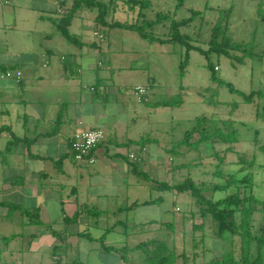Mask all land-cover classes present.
<instances>
[{
	"label": "crops",
	"instance_id": "0c3cea01",
	"mask_svg": "<svg viewBox=\"0 0 264 264\" xmlns=\"http://www.w3.org/2000/svg\"><path fill=\"white\" fill-rule=\"evenodd\" d=\"M58 10V0H0V69L21 71L19 80L0 78V127H6L0 132V226L16 222L21 227L18 232L0 233V239L11 236L1 243L0 264H80L76 255L92 248L86 243H97L98 252L109 253L99 237L113 245L106 239L110 229L98 225V218L112 216V229L125 226L127 216L117 214L128 207L120 198L130 195L129 178L141 184L140 176L147 174L143 166L149 163L155 169L148 177L158 180L157 167L172 156L171 142L135 129V116L127 104L131 99L125 100L126 81L113 80L118 68L83 59L88 52L84 46L99 45L81 40L84 45L78 46L56 31L50 18ZM45 20L51 23V32L39 27ZM53 33L74 48L59 51L44 43ZM20 48L24 50L17 52ZM137 87L136 98L150 103L147 89L140 95ZM96 127L104 131V138L92 150L94 161L74 160V131ZM134 200L126 211H136ZM154 203L142 201L151 210H144L142 221L135 216L134 226L157 222L153 213L147 216ZM75 212L77 219L70 221ZM91 226L103 229L91 233ZM17 236L22 238L21 247H10ZM42 246L48 248V256L45 252L40 259H27L36 257ZM20 248H26V256Z\"/></svg>",
	"mask_w": 264,
	"mask_h": 264
},
{
	"label": "rangeland",
	"instance_id": "374dc122",
	"mask_svg": "<svg viewBox=\"0 0 264 264\" xmlns=\"http://www.w3.org/2000/svg\"><path fill=\"white\" fill-rule=\"evenodd\" d=\"M149 2L147 7L136 4L128 12L126 5H120V3L115 16L122 21L132 22L140 18L138 15L140 10L146 19H153L157 12H165L170 19L175 20L191 17L186 25L180 27V32L191 35L193 44L205 48L212 22L220 16L225 17L224 13L230 9L225 20L228 22L229 36L235 41H252L255 46L254 52L259 55L264 50V22L256 16L255 0H149ZM93 15V12L87 10L79 12L73 17L68 30L80 40H93L99 45L97 48L84 46L82 50L86 49L88 52L86 51L83 59L94 62L100 60L105 64L104 66L111 63L118 68L113 74V80L117 83H122L120 82L122 79L126 81L125 100L131 99L126 103L129 112L135 116L136 130L148 131L152 136L171 142L173 145L181 140L185 132L190 131L199 121L198 118L201 119L202 116H206L219 125L222 124V120H226L231 127L237 129L239 134L237 142L233 144L234 151L238 154L245 153L248 159L255 153L256 160L264 164V155L258 149L259 145L264 143V118L255 113L256 99L252 103H246L241 96L230 92L226 86L221 85L217 80L213 81L211 71L207 67V60L196 50L188 51L187 64L181 76L179 64L185 56V49L178 43L151 41L141 38L133 30L120 27L103 29L104 37L100 38L94 31ZM39 24V27L46 30V33L52 31L50 22L45 20ZM169 24L170 20H166L161 24L153 25L149 31L160 38L166 37L170 30ZM59 36L61 35L53 33L51 41H44V43L55 45L59 51H66V46L74 48V46L67 45L68 43ZM21 50L24 49H16L17 52H22ZM234 52L241 54L239 51ZM257 60L246 58L242 64L235 60L232 64L230 59L224 55L210 57V62L217 66L214 67L216 76L231 82L244 92L257 88L264 89V58L261 61ZM103 71L106 75V69ZM135 85L147 89L150 103H144L138 97L136 98L133 89ZM177 94L180 95V102L175 103ZM164 101H171L172 104H158ZM258 105L262 107L261 102ZM228 126L226 124L223 128L227 129ZM225 147L220 141H207L196 148L177 147V152L171 156V160L166 157L163 162L164 166L157 167L159 174L154 176L158 180L164 179L169 182H178L187 177L195 181L206 179L219 182L222 177L214 176L216 170L229 172L236 171L239 167L235 152H224ZM214 152L222 157L225 156L224 161L219 162L212 155ZM143 169L148 176H151V171L155 168L147 163L144 164ZM255 171L257 183L264 187V165ZM129 179L133 187L128 186L127 190L130 195L126 199L121 196V203H127L129 207L130 202L136 199L134 201H137V209L129 212L126 211L127 207L118 212L117 215L120 218L127 216L125 226L118 225L113 229L110 228L115 223L112 216L98 218V225L106 226V230L110 229L106 239L115 246L122 244L133 246L148 238L166 237L168 230L163 226L165 222H171L176 229L172 235L176 243L180 245V229L184 224V217L187 218L185 221L187 225L190 216L195 211L194 198L187 191L178 193L173 190H157L150 186L149 180L141 179L140 184L136 183L132 177ZM232 191L235 189L216 191L212 195L218 198ZM127 198H129L128 202ZM149 199H152L156 206L153 207L154 211H147V216L153 213L157 222L153 225L138 222L139 224L134 226L132 219L135 216L142 221V218L146 216L144 210H151L141 204L143 200ZM113 205L109 204V207ZM198 221L199 219L196 220ZM10 224L8 228L0 226V233H14L21 230L18 223ZM102 229L91 226L89 230L91 233H96ZM21 240L22 238L17 236V239L10 243V247H21ZM86 244L92 248L88 254L83 252L76 255L80 264H123L115 252L100 253L97 250V243ZM47 249L46 246H42L36 252V257L32 256L27 259H40L45 252L48 256ZM20 251L23 256H26V248H20ZM28 255H30L29 252Z\"/></svg>",
	"mask_w": 264,
	"mask_h": 264
},
{
	"label": "trees",
	"instance_id": "16d2710c",
	"mask_svg": "<svg viewBox=\"0 0 264 264\" xmlns=\"http://www.w3.org/2000/svg\"><path fill=\"white\" fill-rule=\"evenodd\" d=\"M255 3L256 16L264 22V0H255ZM119 4L126 5L128 12L136 4L147 7L150 2L149 0H58L57 16L50 19L56 31L62 34L67 41L78 46L84 45V42L71 34L68 27L73 17L83 10L94 13L92 17L94 31L100 38L104 37L103 29L120 27L133 30L141 38L151 41L178 43L185 49V56L179 64L181 76H183L184 67L187 64L188 51L196 50L207 60L211 79L217 80L230 92L241 96L246 103H252L256 99L255 113L264 118V89L257 88L244 92L231 82L217 77L214 68L216 64L210 62L212 55L217 57L224 55L230 59L231 63L235 60L240 64L244 63L246 58L259 59L260 61L264 58V50L261 52L263 56L254 52L255 46L252 41H235L229 36L227 33L228 22L225 20L230 9L224 13L225 17L220 16L212 22L209 37L206 39V47L203 48L192 43L191 35L180 32V27L186 25L191 17L175 20L170 19V16L165 12H157L153 19H146L139 10L138 15L142 19L138 18L135 21L127 22L115 16ZM166 20H170V30L166 37L160 38L149 31L153 25L161 24ZM234 51H239L241 54L238 55ZM64 59L63 56L62 60L64 61ZM175 97V103L180 102V95L177 94ZM259 102H261V108L258 105ZM158 104L171 105L172 102L164 101ZM198 120L196 125L190 131L185 132L184 137L169 149L172 155L177 152V147L196 148L199 144L207 141H220L226 146L224 152H235L233 144L237 142L239 134L228 121L222 120V124L219 125L206 116H202ZM226 124L229 125V128L224 129ZM4 129L6 127H0V132ZM93 148L90 154H92ZM258 149L264 155V143L260 144ZM235 154L239 164L238 169L229 172L216 170L214 176L222 177L219 182H211L206 179L195 181L190 177L178 182H169L167 180H151L146 173H142L140 176L152 182L154 189L173 190L178 193L187 191L194 198L195 211L190 216L187 225L185 224L187 218L184 217V224L180 229V245L176 243L175 237L172 235L176 232L175 225L165 222L163 227L168 230L166 237L148 238L133 246L127 244L115 246L106 244L104 237L101 236L99 242L102 249L115 252L123 264H264V187L257 183L255 176V170L264 164L256 160L255 153L250 156V159L245 153L235 152ZM212 155L219 162L224 161L225 156L222 157L217 152ZM229 188H234L235 191L218 198H214L212 195L216 191H226ZM78 213L75 212L69 220L75 221ZM64 217L67 220V217ZM197 219H199L198 222H196ZM84 234L91 238L88 233ZM10 237L6 236L0 239V262L1 243H7ZM56 264L62 263L57 262Z\"/></svg>",
	"mask_w": 264,
	"mask_h": 264
},
{
	"label": "built area",
	"instance_id": "2783aa9c",
	"mask_svg": "<svg viewBox=\"0 0 264 264\" xmlns=\"http://www.w3.org/2000/svg\"><path fill=\"white\" fill-rule=\"evenodd\" d=\"M0 78H21V71L18 69H0ZM137 94L143 95L146 93V88L137 87L135 89ZM104 138V131L101 128H80L73 133L71 141V154L74 160H88L94 161V156L90 154L91 149ZM133 157V154H130Z\"/></svg>",
	"mask_w": 264,
	"mask_h": 264
}]
</instances>
